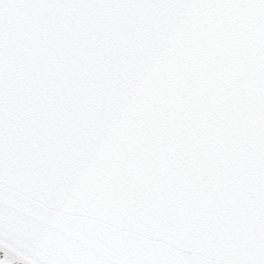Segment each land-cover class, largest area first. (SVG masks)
<instances>
[{"label": "snow or ice", "instance_id": "snow-or-ice-1", "mask_svg": "<svg viewBox=\"0 0 264 264\" xmlns=\"http://www.w3.org/2000/svg\"><path fill=\"white\" fill-rule=\"evenodd\" d=\"M0 264H264V0H0Z\"/></svg>", "mask_w": 264, "mask_h": 264}]
</instances>
